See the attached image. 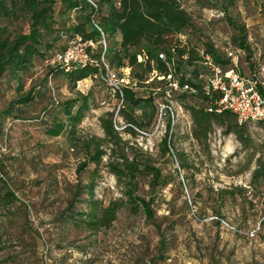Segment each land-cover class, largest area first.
<instances>
[{"label": "rangeland", "instance_id": "rangeland-1", "mask_svg": "<svg viewBox=\"0 0 264 264\" xmlns=\"http://www.w3.org/2000/svg\"><path fill=\"white\" fill-rule=\"evenodd\" d=\"M3 1L10 5V0ZM181 2L191 23L177 38L188 47L199 52L210 44L224 59L227 46L237 48L240 35L235 27L242 26L246 49L238 59L241 75L249 77L264 68L262 0ZM208 8H221L223 18L208 19ZM60 9L56 2L53 28L59 37L47 58H34L27 71L0 79V186L4 183L16 198L8 213H0V264H264V177L251 181L255 159L264 163V130L258 122L244 124L250 148L213 125L207 134V154L188 133L189 116L181 107L171 148L182 153L186 165L178 169L177 158L160 157L155 136L145 144L152 143L149 155L161 171L162 182L168 183H153L148 177L135 180V194L151 200L153 218L146 219L140 211L131 213L123 205L108 228L87 231L72 226V209L84 208V195L81 189L77 195L76 184L84 185L87 178L76 171L81 151L71 148L64 136L49 137L44 132L53 120L51 103L89 93L90 108L77 126L80 136H102L97 118L110 106L100 105L106 93L98 75L70 89L62 74L51 72L50 57L73 40L67 27L83 15L78 9ZM16 12L17 16H0V28L10 37L28 30V14ZM116 38L115 33L106 38L105 61L113 67L109 59ZM194 66L202 69L194 62L182 71L193 76ZM28 91L27 104L3 114L10 101ZM135 91L143 96L148 88ZM184 102L204 106L190 96ZM43 110L49 112L47 117ZM134 115L141 121L139 110ZM93 195L103 204L122 198L119 185L104 169L94 178Z\"/></svg>", "mask_w": 264, "mask_h": 264}, {"label": "trees", "instance_id": "trees-1", "mask_svg": "<svg viewBox=\"0 0 264 264\" xmlns=\"http://www.w3.org/2000/svg\"><path fill=\"white\" fill-rule=\"evenodd\" d=\"M92 7L87 0H10L6 6L0 0V16H17V10L28 14V30L10 37L0 28V79L3 76L16 77L19 73L27 71L34 58L45 59L59 37V32L53 28V6L56 2L60 5V11L77 10L83 15L79 20L67 27V31L73 39L77 36L81 40H97V32L90 24L93 16L101 27L105 38L108 34L115 33L119 40H115V52L109 59L115 67L129 66L131 77L136 80L137 88L144 86L148 88L147 94L137 96L136 89L122 88V108L118 115L121 120L135 125L138 128L150 127L154 120L155 106L150 94L151 88L159 85L161 81L152 78L148 80L149 73L154 69L163 76L172 75L177 77L179 85L186 82L195 92L193 94L176 93L174 98L184 108L189 116V132L202 151L208 154L207 134L213 125L223 128L222 134H233L235 139L245 148H250V140L244 130V124L239 126L229 111L208 112L204 106L196 107L186 104L185 99L190 96L205 104L209 99L202 91L201 83L196 79L197 72L201 70L194 66L191 72L193 76L184 74L183 66H192L194 62L200 63V51L188 47L185 42L177 37L185 29L190 27L191 15L188 9L182 6V0H92ZM264 12V0L260 3ZM221 9V8H220ZM239 40L236 49L244 50L245 30L242 26H236ZM56 35L52 37L53 33ZM47 38V39H45ZM174 50V64L169 70L165 63L156 58L159 51L165 53L167 58L171 56L170 49ZM97 50V49H96ZM143 50L147 56L146 61L136 62V55ZM202 53L211 57L212 61L222 68L229 66V61L223 59L215 52L210 44H204ZM58 52V51H57ZM56 52L54 51L53 54ZM52 54V55H53ZM186 54V58L182 56ZM97 57V54H94ZM47 58V57H46ZM151 61L152 63L150 64ZM54 74H62L70 89L83 79L92 78L102 74L99 66H53ZM154 84V85H153ZM256 88L264 97V82H256ZM17 92L21 86H17ZM89 93L77 94L66 98L61 102L51 103L53 120L44 130L49 137L62 135L71 143V148L81 151L82 157L77 164L78 174L85 173L87 182L79 185L77 182L76 193L80 189L84 198V208L72 209L71 224L74 227L87 231H97L108 228L115 220L116 214L123 205H127L131 213L140 211L146 219H152L151 200H145L135 194V180L140 177H148L153 183L162 182L160 169L155 166L154 159L149 153L141 150L138 146L130 143L129 139L122 138L112 126V112H104L98 116L97 121L102 136L77 134V126L85 113L90 108ZM31 100L28 91L18 96L7 104L3 114L8 115L12 109H18ZM141 112V121L137 120L134 111ZM49 113V112H48ZM46 110L42 111L44 117L48 115ZM147 114V115H146ZM146 120L143 122V118ZM264 130V121L258 122ZM124 133L134 137L135 132L125 127ZM167 146H171V138L167 141L163 137L158 143L159 156L165 157ZM172 147V146H171ZM174 152V151H173ZM182 153L175 152L174 160L179 161L177 168H184ZM171 158L169 156H166ZM256 164L251 171V181L255 178L264 177V163L260 158L255 159ZM99 169H104L110 174L120 187L121 197L109 200L106 204L93 195L94 178L97 177ZM183 180V177L181 178ZM230 193L232 192H225ZM16 201L14 193L4 183L0 186V213H8L10 206ZM1 215V214H0ZM162 245V242H159Z\"/></svg>", "mask_w": 264, "mask_h": 264}, {"label": "built area", "instance_id": "built-area-1", "mask_svg": "<svg viewBox=\"0 0 264 264\" xmlns=\"http://www.w3.org/2000/svg\"><path fill=\"white\" fill-rule=\"evenodd\" d=\"M88 3L95 7L92 0ZM208 19H222L224 12L220 8H208L205 11ZM91 26L97 32V40H81L75 37L67 46L53 54L49 63L52 66H63L65 68L74 66H99L102 69L100 79L105 86V97L100 101V105L110 106L109 112H112V126L115 131L124 139H132L130 143L135 144L141 150L151 153V146L147 145L149 140L158 136L157 141L166 137L168 141L173 133V128L177 127L178 109H182L177 103L174 96L176 93L193 94L195 90L186 82L179 85L177 77L158 74L154 69L149 73L148 80L155 78L161 83L150 90L155 106V115L153 123L148 128H138L133 124L121 120L118 115L119 109L122 108V88L137 89V83L131 77L130 67L121 66L113 67L105 61L107 49L105 34L97 23L96 19L91 16ZM97 49V50H96ZM171 56L167 58L164 52L159 51L156 58L165 63L169 70H172L174 64V50L170 49ZM97 57H94V54ZM243 52L227 46L225 49V59L229 61L227 68H222L215 64L211 57L200 51L201 70L197 72L196 79L200 81L201 88L205 96L209 99L204 104L208 112L229 111L233 114L237 125L241 126L247 122L264 121V97L260 95L256 88V82L264 81V68L261 67L259 72L249 77L241 75L239 69V57ZM186 58V54L182 56ZM147 56L143 50L136 55V62L146 61ZM150 64L152 63L149 61ZM206 70V71H203ZM206 72V73H205ZM260 73V80L257 76ZM188 129L190 120L187 122ZM125 127L131 128L135 134L134 137L123 132ZM156 139V138H155ZM134 141V142H133ZM167 156L174 158V152L171 146H167ZM182 180V179H181ZM225 226L226 223L222 222Z\"/></svg>", "mask_w": 264, "mask_h": 264}, {"label": "crops", "instance_id": "crops-1", "mask_svg": "<svg viewBox=\"0 0 264 264\" xmlns=\"http://www.w3.org/2000/svg\"><path fill=\"white\" fill-rule=\"evenodd\" d=\"M182 6H184L183 5V3L181 4ZM116 41H118L119 40V36L117 35V38L115 39ZM264 82V81H263Z\"/></svg>", "mask_w": 264, "mask_h": 264}]
</instances>
